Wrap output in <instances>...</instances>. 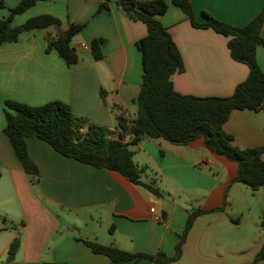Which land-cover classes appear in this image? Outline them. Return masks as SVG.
<instances>
[{"label": "crops", "instance_id": "crops-1", "mask_svg": "<svg viewBox=\"0 0 264 264\" xmlns=\"http://www.w3.org/2000/svg\"><path fill=\"white\" fill-rule=\"evenodd\" d=\"M20 1L6 0L0 19L7 18ZM103 2L39 1L31 8L39 5V13L20 20L29 9L12 22L16 27L30 18L51 15L63 29L70 23L83 25L72 41L79 54L75 65L68 66L56 50L49 49L57 34L54 27L24 32L16 42L0 45V264H5L17 237L20 247L9 264H111L108 256L94 253L84 240L129 253L173 256L189 213L196 208L224 210L198 217L181 258L170 264H264V260L254 263L264 244V187L253 191L233 183L238 164L212 152L203 138L187 145L143 140L131 147L135 163L144 170L141 180L159 189L162 198L117 171L69 159L35 137L27 139V147L39 176L33 178L25 171L5 132L8 100L33 107L60 101L76 117L109 130L116 127L114 105L136 119L134 100L144 75L137 42L147 36V26L130 19L118 0H111L108 8L102 7ZM190 2L197 23H205L209 13L237 28L248 25L264 9V0ZM158 18L185 65L184 72L172 77L178 93L230 97L248 78L247 65L231 57L227 37L194 27L171 2ZM261 35L264 38V24ZM95 39L103 40L100 61L91 50ZM257 62L264 72L262 46L257 49ZM224 128L240 148L263 146L264 107L259 112L234 111ZM154 206L156 214L150 212ZM162 206L167 209L166 220L161 218ZM137 264L154 262L142 258Z\"/></svg>", "mask_w": 264, "mask_h": 264}, {"label": "trees", "instance_id": "trees-1", "mask_svg": "<svg viewBox=\"0 0 264 264\" xmlns=\"http://www.w3.org/2000/svg\"><path fill=\"white\" fill-rule=\"evenodd\" d=\"M39 1L44 0H21L15 8L10 9L7 18L0 19V45L16 42L24 32L54 27L57 34L49 49L56 50L68 66L77 64L79 54L72 46V41L81 32L83 25L70 23L67 29H63L57 17L39 15L19 26H12L15 16L27 12ZM110 1L104 0L102 7L108 8ZM169 2L180 8L194 27L213 29L227 37L231 57L247 65L248 78L237 86L232 96L197 97L180 94L174 89L172 77L184 72L185 65L171 33L158 18L168 11ZM118 5L130 19L143 22L148 31L147 36L137 42L142 53L144 75L140 93L134 100L138 107L136 119H130L122 106L114 105L113 108L118 113L117 122L115 129L109 130L86 118L76 117L70 107L60 101L33 107L8 100L4 110L5 132L25 171L33 178L39 176L38 167L31 160L27 147V139L35 137L69 159L98 169L117 171L133 184L143 186L162 198L163 194L159 189L141 180L144 170L135 163L131 147L143 140L164 139L177 145H187L203 138L206 147L212 152L238 164V173L233 183L244 184L253 191L263 188L264 145L240 148L224 125L234 111L259 112L264 107V72L257 62V49L264 47L261 35L264 9L248 25L237 28L219 21L209 13H205V23H197L190 0H118ZM4 8L6 0H0V9ZM102 42V39H95L91 43L93 57L97 61L103 58L100 49ZM222 210L224 208L192 209L173 256L164 252L155 256L135 254L113 246L86 240L84 242L94 253L108 256L111 264H137L142 258L151 259L154 264H170L181 258L183 246L196 219L206 213ZM261 227L264 230V214ZM19 247L20 239L17 237L7 252L5 264L15 260ZM263 260L264 244L254 263Z\"/></svg>", "mask_w": 264, "mask_h": 264}, {"label": "rangeland", "instance_id": "rangeland-1", "mask_svg": "<svg viewBox=\"0 0 264 264\" xmlns=\"http://www.w3.org/2000/svg\"><path fill=\"white\" fill-rule=\"evenodd\" d=\"M13 4V3H12ZM40 7H39V5H38V7H35V8H33V9H31L30 11H28L26 14H24V15H22L21 17H19L20 18V20H26L27 18H29L30 17V15L31 14H35V13H39V11H41L40 9H39ZM3 12H6V11H3Z\"/></svg>", "mask_w": 264, "mask_h": 264}, {"label": "water", "instance_id": "water-1", "mask_svg": "<svg viewBox=\"0 0 264 264\" xmlns=\"http://www.w3.org/2000/svg\"><path fill=\"white\" fill-rule=\"evenodd\" d=\"M161 210H162L161 218H162V220H166L167 216H168L167 209L165 208V206H162Z\"/></svg>", "mask_w": 264, "mask_h": 264}, {"label": "built area", "instance_id": "built-area-1", "mask_svg": "<svg viewBox=\"0 0 264 264\" xmlns=\"http://www.w3.org/2000/svg\"><path fill=\"white\" fill-rule=\"evenodd\" d=\"M85 48L87 49V47H85ZM150 212L152 214H156V206L152 207L151 210H150ZM157 219H160V217H157Z\"/></svg>", "mask_w": 264, "mask_h": 264}]
</instances>
